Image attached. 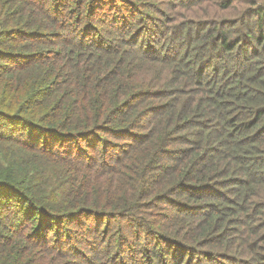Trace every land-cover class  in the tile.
<instances>
[{"label":"trees","instance_id":"16d2710c","mask_svg":"<svg viewBox=\"0 0 264 264\" xmlns=\"http://www.w3.org/2000/svg\"><path fill=\"white\" fill-rule=\"evenodd\" d=\"M0 264H264V0H0Z\"/></svg>","mask_w":264,"mask_h":264}]
</instances>
